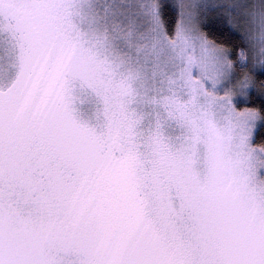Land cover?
Returning <instances> with one entry per match:
<instances>
[{
	"label": "snow or ice",
	"instance_id": "snow-or-ice-1",
	"mask_svg": "<svg viewBox=\"0 0 264 264\" xmlns=\"http://www.w3.org/2000/svg\"><path fill=\"white\" fill-rule=\"evenodd\" d=\"M0 264H264V0H0Z\"/></svg>",
	"mask_w": 264,
	"mask_h": 264
}]
</instances>
